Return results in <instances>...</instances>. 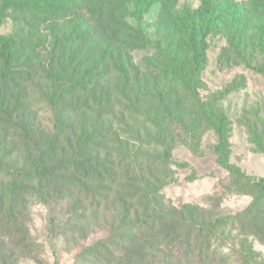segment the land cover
I'll return each instance as SVG.
<instances>
[{"label":"trees","instance_id":"1","mask_svg":"<svg viewBox=\"0 0 264 264\" xmlns=\"http://www.w3.org/2000/svg\"><path fill=\"white\" fill-rule=\"evenodd\" d=\"M157 1L32 3L33 10H47L43 14L45 18L54 12L58 22L74 21L80 30L76 39L80 40L81 48L73 50L72 44H64L59 58L44 73L45 81L53 88L46 98L58 109L55 134L44 136L45 142L37 141L33 152L27 149L19 165L4 164L0 159V230L5 240H17V248L24 257L34 258L37 252L23 221L28 202L36 198L52 200L65 194L76 199L81 207L82 201L87 200L92 211H119L120 219L112 224L108 238L86 248V255H94L101 264H232L236 256V264H264L246 238L239 240L240 249H233L234 245L230 244L229 252L224 250L229 245L228 240H223L224 232L238 215L212 216L206 209L191 204L174 206L162 192L171 181L172 164L187 165L172 160L173 146L179 141L176 128L182 127L190 135L191 124L180 110L179 97L187 96L193 105L197 103L193 80L204 70L206 38L214 28L223 25L230 12L221 9V0H201L199 10L186 16L185 31L193 41L190 55L182 57L179 49L169 51L173 60L158 76L133 64L131 52L143 47L144 37L129 22L127 9L128 3L134 2V15L141 20ZM10 7L22 11V1H4L0 26L4 19L2 12ZM258 11L264 12V7L241 5L236 10L240 14ZM261 33L264 35V28ZM261 53L264 57V49ZM0 60V95L8 96L11 87L18 88L21 77L28 81L33 75L30 67L21 65L15 42L1 36ZM255 69L264 76V63ZM112 82L114 86H123L115 97L111 93ZM236 90L231 85L221 97ZM77 94L85 95L86 103L94 102L103 109L96 123L83 118ZM21 97L24 94L18 98ZM69 102L72 106L76 102L74 109L61 112L60 104ZM117 106L120 115L128 113L144 118V138L139 136L136 140L139 146L132 149L127 145L122 149L91 152L92 145L100 146L115 136L107 119L117 115ZM192 122L194 130L202 126L215 129L217 163L253 196L251 206L241 216H245L244 220L253 229L264 228V220L256 216L264 208V178L247 175L230 162L229 118L217 109L202 105ZM250 136L255 152L264 154V120ZM197 179L196 174L189 176L190 181ZM246 229L243 221L238 237Z\"/></svg>","mask_w":264,"mask_h":264},{"label":"rangeland","instance_id":"2","mask_svg":"<svg viewBox=\"0 0 264 264\" xmlns=\"http://www.w3.org/2000/svg\"><path fill=\"white\" fill-rule=\"evenodd\" d=\"M4 1L0 0V10ZM21 1L22 11L10 7L2 12L4 19L0 26V36L15 42L21 65L30 67L33 75L28 81L21 77L17 81L18 88L11 87L8 96L0 95V159L4 164L18 165L26 157L27 149L33 152L37 141L45 142L44 136L52 137L56 132L58 109L46 98L53 90L45 81L46 69L59 58L64 44H72L73 50L81 48L80 40L76 39L80 30L74 21L58 22L54 12L45 18L43 14L47 10L32 9V3L39 0ZM220 4L221 9L230 13L225 16L223 25L214 28L206 38L204 70L193 80L198 101L193 105L187 96L179 97L180 110L191 124L190 135L182 127L176 128L179 141L177 139L173 146L172 160L187 165L172 164L171 181L162 192L166 201L174 206L191 204L206 209L212 216L238 215L224 232L223 240H228L229 244L224 250L229 252L230 244L234 245L233 249H240L239 240L246 238L258 253V259L264 261V228L253 229L250 222L244 220L245 216H241L251 206L252 194L244 185L236 184V178L217 163L215 129L202 126L194 130L192 122L202 105L224 113L229 118L230 162L241 167L247 175L264 178V154L255 152L250 136L264 120V76L255 69L264 63L261 53L264 12H236L241 5L257 4L263 8L264 0H221ZM200 6L201 0H158L138 20L134 15V2H129L128 20L144 37L143 47L131 52L134 66L161 76L164 67L173 60L169 58V51L179 49L182 57L190 55L193 41L185 31L186 16L198 11ZM111 84L115 97L123 86ZM231 85L237 90L221 97ZM22 94L24 98H18ZM79 97L78 108L86 113H82L83 118L96 123L103 109L94 102L86 103L85 95L77 94L76 99ZM71 103L60 104V111L68 113L74 109L76 102L73 106ZM114 103L112 101V105ZM115 112L114 118L107 119L115 136L100 146L92 145L91 152L122 149L127 145L132 149V146H139L136 142L139 136L144 138V118L128 113L120 115L119 107ZM192 174L198 179L190 181ZM75 200L65 194L47 201L31 199L23 221L37 247L36 257H24L22 250L17 248V240H5L0 230V264H101L94 255H86V248L108 238L120 213L113 209L92 211L87 200H81L82 207ZM257 215L264 220V208L259 209ZM243 221L246 233L238 237ZM237 257H233L232 264L237 263L234 262Z\"/></svg>","mask_w":264,"mask_h":264}]
</instances>
